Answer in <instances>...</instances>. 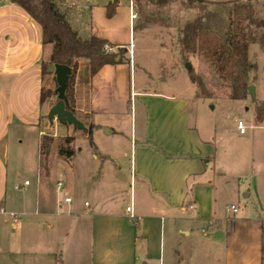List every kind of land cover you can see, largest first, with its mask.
<instances>
[{
  "label": "crops",
  "instance_id": "crops-1",
  "mask_svg": "<svg viewBox=\"0 0 264 264\" xmlns=\"http://www.w3.org/2000/svg\"><path fill=\"white\" fill-rule=\"evenodd\" d=\"M60 3L76 5V0ZM13 4L17 3L0 0V33L6 37L18 28L26 33ZM105 4L102 6L105 31L92 24L91 16L89 24H76L78 15L73 18L72 10L67 13L69 22L82 38L96 35L124 45L119 38L120 28L112 26L119 4L111 18L106 16ZM97 6L89 5L88 12L91 14ZM133 11L130 7V25L137 18H132ZM127 58L125 62L106 64L99 69L91 79L88 107L79 110L89 115L88 122L92 124L94 146L90 143V150L95 162L89 165V170L95 171L96 185L103 179L105 160L117 151L111 144L102 148L97 142L101 128L107 126L103 132L105 142L119 139L130 146L128 175L122 181L125 188L121 192L128 203L124 213H120L100 201L85 199L82 204L72 199L67 213L81 218L79 223L63 226L65 233L84 230L90 233L91 264H264V115L244 133L234 122L224 130L220 121L199 119L206 117L205 104L197 96L190 75L187 85L190 91L186 93L146 88L132 92L133 58L129 55ZM2 73L20 75L22 70H2ZM26 81L0 83V141L7 130L28 127L21 117L27 105ZM133 93L138 97V106L130 111ZM41 106L50 109L52 105L47 101ZM42 117L40 122L44 123ZM129 125L131 130H123ZM70 127L67 124V131ZM237 139L242 144L232 143ZM4 141L0 165L5 166L8 142ZM74 150L70 158L78 151ZM240 169H244L241 173L248 186L244 196L255 199L250 215L230 216L226 198L240 187ZM6 179L9 180L7 170ZM115 179L112 176L110 183L114 184ZM111 189L116 190L114 185ZM53 206L44 210L49 212ZM181 237H185L183 242ZM176 245H183L184 249Z\"/></svg>",
  "mask_w": 264,
  "mask_h": 264
},
{
  "label": "rangeland",
  "instance_id": "rangeland-1",
  "mask_svg": "<svg viewBox=\"0 0 264 264\" xmlns=\"http://www.w3.org/2000/svg\"><path fill=\"white\" fill-rule=\"evenodd\" d=\"M61 1L56 0L63 12L72 10L73 18L78 15L76 24H87L91 16L92 24L99 31H105L107 24L102 6L108 0H93L91 3L76 0V5L69 6L62 5ZM130 2H133V10L138 13L132 25L129 17ZM240 3L252 4L256 18H264V0H121L112 26L120 28L119 38L130 50L129 53L121 51L119 46H115L113 50L124 57L129 55L133 58L130 83L132 92L146 88L166 93H186L189 90V75L192 73L203 79L205 92L210 94L202 96L195 83L197 96L203 98L206 110V117L199 116V119L206 118L218 123L220 121L225 130L230 128L231 122L237 124L241 118L251 130L250 126L258 123L257 112L264 109V46L259 43L249 46V58L253 64L248 74L249 84L254 85L256 98H252L247 91L245 98L236 99L230 96L229 82L215 70L205 55L198 50L185 51L182 45L183 30L188 22L201 17L206 21L209 16L211 28L222 34L230 25L232 9ZM91 4L98 6L90 14L88 9ZM13 8L19 14L17 19L25 27L26 33L23 34L21 28H18L6 37L1 35L0 30V83L27 80V105L22 110L21 117L28 127L7 130L3 141H0V161L4 139L8 142L7 163L5 166L0 165V207L6 208L5 213H0V264H91L90 233L84 230L67 234L64 231L63 226L79 223L81 217L67 213L72 203L64 202L62 191L57 189V181L64 180L73 201L82 204L85 199L100 201L103 206L108 205L124 213L128 198L121 192L125 188L122 181L128 175L130 146L119 139L105 142L103 132H106L107 126L99 127L102 133L96 136L97 142L102 148L111 144L117 151L103 165L101 178L105 182L100 181L96 185L95 171L89 170V165L95 162V158L86 133L73 125L67 131V124L50 121L45 117L49 109L40 105V62L49 58L52 45L49 44L43 49L40 24L22 6L13 4ZM79 62L84 65L87 60L81 58ZM187 62L191 64L190 70ZM19 69L22 70L20 75L1 74L2 70L15 72ZM48 78L51 79H46ZM50 79L48 84L56 88ZM52 98L56 101L57 96ZM137 98L133 93L129 102L130 111L138 106ZM40 116H43L44 123L40 122ZM82 121L90 125L88 121ZM123 130H131L130 125ZM70 133L75 138L70 145L78 151L69 159L59 155L58 145ZM46 134L54 136L48 153H44L42 148L43 136ZM232 143L242 144L240 139L232 140ZM240 154L239 152L238 156ZM6 170L9 172V180L6 179ZM242 171L244 169L239 172V189H235L226 198L230 206V216L250 215L255 199L244 196L248 186ZM112 176L116 178L114 184L110 183ZM25 178L31 180L32 184L26 189H15L14 185L21 184ZM232 181L234 183L235 179ZM94 184L96 190L92 194ZM113 185L117 190L115 192L111 189ZM73 186L76 187L75 191H72ZM231 204L236 207V211ZM52 205L54 206L51 211H45ZM11 212L18 214L19 224H13ZM183 239L185 237H181L182 242ZM176 247L184 249L183 245Z\"/></svg>",
  "mask_w": 264,
  "mask_h": 264
},
{
  "label": "trees",
  "instance_id": "trees-1",
  "mask_svg": "<svg viewBox=\"0 0 264 264\" xmlns=\"http://www.w3.org/2000/svg\"><path fill=\"white\" fill-rule=\"evenodd\" d=\"M22 6L41 26V42L45 48L52 45V51L47 60L41 62V78L43 85L40 92V104L49 101L53 105L56 101V88L48 84L47 77H51L55 85V78L48 71L51 63L67 64L72 68L68 81L66 97L69 108L82 120L89 121V115L79 113L82 106L88 107L89 93L92 77L106 64H118L128 60L120 52L113 50L119 46L121 51H128L126 45H117L106 38L91 35L82 38L78 31L72 27L56 0H12ZM119 0H110L106 5V16L111 18L116 13ZM211 18V17H210ZM209 16L206 21L202 17L190 21L184 28L182 45L185 51L198 50L205 55L209 63L221 76L229 82L230 96L232 98H245L249 87V71L253 67L249 58V46L259 43L264 46V18H256L255 9L250 3H240L232 9L230 25L218 34L211 28ZM106 45L110 49L106 50ZM84 58L87 63L80 65L79 60ZM190 79L196 83L202 96H210L205 92L203 79L190 73ZM57 100V99H56ZM82 101H85L83 103ZM264 109L257 112V119L262 120ZM92 126V124H91ZM94 146L91 130H83ZM53 135L43 136L42 148L44 153L50 151ZM74 136H66L58 145L59 155L70 158L75 150L70 145Z\"/></svg>",
  "mask_w": 264,
  "mask_h": 264
},
{
  "label": "water",
  "instance_id": "water-1",
  "mask_svg": "<svg viewBox=\"0 0 264 264\" xmlns=\"http://www.w3.org/2000/svg\"><path fill=\"white\" fill-rule=\"evenodd\" d=\"M186 65L188 70H190V62H187ZM48 71L52 73L55 78L57 100L50 107L45 117L48 118L50 121H54L56 119L61 123L73 125L76 129L91 130L92 126L86 125L85 122L78 118L68 106L66 90L68 86V81L72 73V68L67 64L51 63L48 66ZM248 92L252 96V98H256L254 85H249Z\"/></svg>",
  "mask_w": 264,
  "mask_h": 264
},
{
  "label": "built area",
  "instance_id": "built-area-1",
  "mask_svg": "<svg viewBox=\"0 0 264 264\" xmlns=\"http://www.w3.org/2000/svg\"><path fill=\"white\" fill-rule=\"evenodd\" d=\"M86 1L90 3V2H92L93 0H86ZM133 6H134L133 2H130V7H131V9H134ZM137 14H138V13H137L136 11H133V12H132V15H131L132 18L137 17ZM105 47H106V50L110 49V47H109L108 45H106ZM237 126H238V129H239V131H240L241 133L246 132L247 125L245 124V122H244L243 120H238V122H237ZM29 184H30V180L27 179V180H24L21 184H15L14 187H15V189H26L27 186H28ZM57 189H58L59 191H62L64 202H66V203H70V202H72V198H71V196L68 194V191H67V189H66V185H65L63 179H59V180L57 181ZM85 204L88 205V202H86ZM232 209H233L234 211H236V207H235L234 205H232ZM127 210H128V211H131V207L128 206V207H127ZM5 212H6V208H5L4 206H1V207H0V213H5ZM11 215L13 216V218H12V222H13V224H14V225L19 224V223H20V219H19L18 214L15 213V212H11Z\"/></svg>",
  "mask_w": 264,
  "mask_h": 264
},
{
  "label": "flooded vegetation",
  "instance_id": "flooded-vegetation-1",
  "mask_svg": "<svg viewBox=\"0 0 264 264\" xmlns=\"http://www.w3.org/2000/svg\"><path fill=\"white\" fill-rule=\"evenodd\" d=\"M202 0H198V2H201Z\"/></svg>",
  "mask_w": 264,
  "mask_h": 264
}]
</instances>
